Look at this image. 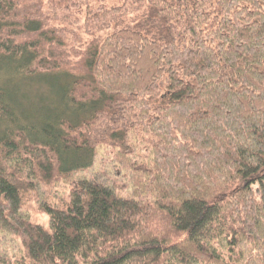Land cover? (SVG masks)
Wrapping results in <instances>:
<instances>
[{
    "label": "trees",
    "instance_id": "16d2710c",
    "mask_svg": "<svg viewBox=\"0 0 264 264\" xmlns=\"http://www.w3.org/2000/svg\"><path fill=\"white\" fill-rule=\"evenodd\" d=\"M0 264H264V0H0Z\"/></svg>",
    "mask_w": 264,
    "mask_h": 264
},
{
    "label": "rangeland",
    "instance_id": "374dc122",
    "mask_svg": "<svg viewBox=\"0 0 264 264\" xmlns=\"http://www.w3.org/2000/svg\"><path fill=\"white\" fill-rule=\"evenodd\" d=\"M135 15H129V18L134 17ZM46 81L45 79H34V80H27L24 84V90L27 91L26 93L29 96V102H38L39 99L42 100L44 97V101L46 102L47 94L50 97V93L45 89ZM51 99V98H50Z\"/></svg>",
    "mask_w": 264,
    "mask_h": 264
}]
</instances>
